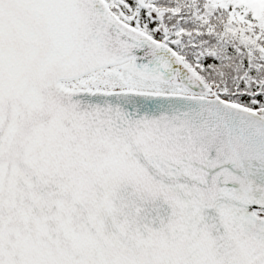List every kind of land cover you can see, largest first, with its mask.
I'll return each instance as SVG.
<instances>
[{
	"label": "snow or ice",
	"instance_id": "snow-or-ice-1",
	"mask_svg": "<svg viewBox=\"0 0 264 264\" xmlns=\"http://www.w3.org/2000/svg\"><path fill=\"white\" fill-rule=\"evenodd\" d=\"M0 264H264V0H0Z\"/></svg>",
	"mask_w": 264,
	"mask_h": 264
}]
</instances>
